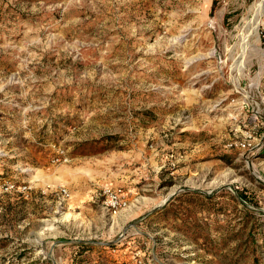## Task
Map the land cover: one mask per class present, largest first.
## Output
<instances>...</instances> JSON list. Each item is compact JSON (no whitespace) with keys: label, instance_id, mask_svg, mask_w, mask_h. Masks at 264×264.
Returning a JSON list of instances; mask_svg holds the SVG:
<instances>
[{"label":"rangeland","instance_id":"374dc122","mask_svg":"<svg viewBox=\"0 0 264 264\" xmlns=\"http://www.w3.org/2000/svg\"><path fill=\"white\" fill-rule=\"evenodd\" d=\"M256 1L0 0V264H264Z\"/></svg>","mask_w":264,"mask_h":264},{"label":"built area","instance_id":"2783aa9c","mask_svg":"<svg viewBox=\"0 0 264 264\" xmlns=\"http://www.w3.org/2000/svg\"><path fill=\"white\" fill-rule=\"evenodd\" d=\"M260 33L259 37H262L264 39V16L263 19L260 23ZM261 95L259 101H253V111L255 118H261L264 120V81L261 87ZM264 125V122H262ZM252 139V140H251ZM255 141V142H253ZM264 145V130L261 134L253 137L251 134H245V137L242 139H232L228 143L229 147H234V148H242V149H255V148H260ZM9 187H13L14 184L10 183L8 184ZM65 192V190H64ZM102 203L106 211L116 213L119 208H121L123 205L126 204L124 200V191L122 190L121 187H111V186H106L103 188L102 193Z\"/></svg>","mask_w":264,"mask_h":264},{"label":"bare ground","instance_id":"6f19581e","mask_svg":"<svg viewBox=\"0 0 264 264\" xmlns=\"http://www.w3.org/2000/svg\"><path fill=\"white\" fill-rule=\"evenodd\" d=\"M262 3H263V0H257L255 3L251 4L247 13L242 17L240 26H237V27H239V30H240L239 36H240L241 41L239 42V44H240L242 51L247 50L246 47L247 46L249 47L251 45L250 44L251 42H249V39H251V37H253L254 42H258V39H259L258 27L260 25L259 24V17L261 16V21H262L263 16H264V12L262 13V10L264 9ZM261 21H260V23H261ZM236 54H238V53H236ZM242 54H243V52H241V55H240L241 57L236 59V62H235V67L240 74L242 73V69L244 67V65H243L244 60L242 59ZM235 58H236V56H235ZM233 79H234V77H233ZM236 81L239 82L238 80H236Z\"/></svg>","mask_w":264,"mask_h":264}]
</instances>
